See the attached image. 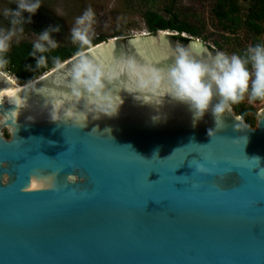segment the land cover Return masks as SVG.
I'll return each mask as SVG.
<instances>
[{
  "label": "water",
  "instance_id": "95a60500",
  "mask_svg": "<svg viewBox=\"0 0 264 264\" xmlns=\"http://www.w3.org/2000/svg\"><path fill=\"white\" fill-rule=\"evenodd\" d=\"M190 44L215 53L160 31L85 52L164 69ZM15 84L0 74V264H264V108L254 127L233 109L194 122L185 105L160 106L162 93L138 100L117 82L118 114L96 119L56 68L1 95ZM33 177L53 187L26 191Z\"/></svg>",
  "mask_w": 264,
  "mask_h": 264
},
{
  "label": "clouds",
  "instance_id": "9594fccd",
  "mask_svg": "<svg viewBox=\"0 0 264 264\" xmlns=\"http://www.w3.org/2000/svg\"><path fill=\"white\" fill-rule=\"evenodd\" d=\"M14 2L15 8L5 6L0 9V15L8 22L7 25H0V69L11 63L9 54L13 45L21 42L25 25L33 23L32 17L42 7L41 0ZM96 23V13L90 7L76 17L70 29V40L77 46L78 54L70 66H66L60 57H51L58 76L65 81L71 94L84 101L85 113H91L96 119L118 114L123 101L120 97L117 101L114 92L117 82L125 85L121 91L134 95L138 100L145 94L162 93L160 106H163L165 98L185 105L194 122L202 120L208 112L216 120L222 119L231 112L233 105L245 101L264 102V43L249 45L242 54L223 51L212 54L196 44L178 46L164 69L144 63L136 55H121L106 63L85 52L95 38ZM60 31L59 25H49L39 34L34 33L30 55L36 60V69L48 67L49 56L46 54L59 47L53 33ZM26 68L34 70L31 65ZM22 99L21 95L12 98L10 103L18 108ZM64 118L81 124L79 121L84 117H76L69 110L64 112ZM59 119L60 116H53V120ZM256 160L259 161V158ZM51 179L33 177L26 191L53 187ZM67 179L73 183L77 181L74 175H69Z\"/></svg>",
  "mask_w": 264,
  "mask_h": 264
},
{
  "label": "rangeland",
  "instance_id": "374dc122",
  "mask_svg": "<svg viewBox=\"0 0 264 264\" xmlns=\"http://www.w3.org/2000/svg\"><path fill=\"white\" fill-rule=\"evenodd\" d=\"M41 3V9L32 17L33 23L25 25V31L21 41L32 42L35 39L34 33L39 34L44 30V26L47 28L49 25L53 26L42 13L43 10L45 14L52 15L60 21L61 31L59 33H53L54 38L61 45H70L72 44L70 40V29L74 25L76 17L80 16L89 7L95 11L97 19L95 25L96 35L93 41L98 37H103L106 41L111 39H124L136 35L151 36L152 33L147 31L144 24L143 14L147 10H153L165 16L163 10L170 4L173 10L181 16H185L190 24L202 33L199 39H193L211 46L215 53L217 51H223L232 54L236 53L239 48L252 45L253 36L247 35L243 28L236 29L234 34H230V39H225L227 33L218 25L217 19L211 11L215 5V0H173V2L172 0H153L148 3L141 0H41ZM235 5V15L240 17L242 20L241 23H243L248 13L255 9L256 1L235 0ZM5 6L16 7L14 0H0V9ZM25 16L27 17V13H25ZM7 23L3 16L0 15V25H7ZM166 32L169 35H176L170 31ZM180 36L188 37L185 34H180ZM202 37L206 38L204 39L205 42L202 41ZM254 38L260 39L261 42L264 41V30ZM212 41H218L220 47H213ZM256 41L253 42L256 44ZM5 74L18 84L10 72L6 71ZM263 106L264 102L261 101L254 103L245 101L239 105H233L232 109L234 107L242 109L247 118L252 121V125L249 126L254 127L255 116L253 115L254 111L252 108L256 109L257 112ZM233 112L235 114L234 110Z\"/></svg>",
  "mask_w": 264,
  "mask_h": 264
},
{
  "label": "trees",
  "instance_id": "16d2710c",
  "mask_svg": "<svg viewBox=\"0 0 264 264\" xmlns=\"http://www.w3.org/2000/svg\"><path fill=\"white\" fill-rule=\"evenodd\" d=\"M141 1L148 3L153 0ZM255 1V9L251 10L248 15L244 18L243 23H241L242 20L240 19V17H237L235 15V0H215V5L212 7L211 11L213 13V16H215V18L217 19L218 25L226 31L227 37H225V39H230V34H234V31L236 29L243 28L246 31L247 35L253 36L252 45L255 44V42L253 41L256 40L257 43H264V41L261 42L260 39L254 38L260 35V33L264 30V0ZM163 11L166 17L160 14L158 11L153 10H147L143 14V21L149 33H153L155 31H170L176 34L173 35L174 37H181L180 34H185L188 37L184 38L191 39H199V37L202 36V33L199 31V29L193 27L185 16H181L178 12L173 10L172 5L169 4V6H166ZM44 12L45 11L42 10V13L45 15L48 22H50L54 27L57 25L60 26L59 19H56L52 15L45 14ZM46 28V26L43 27L44 30ZM204 39L206 38L202 37V41L205 42ZM103 41H105L103 37H98L92 42V45L90 47ZM212 46L215 48H219L220 44L218 41H212ZM246 48L247 47L239 48L236 53L242 54L246 50ZM212 50L213 52H215L214 49ZM31 52L32 42L21 41L19 44H14L12 51L9 54V59L11 63L6 68L0 69V71L3 73H5L6 71L10 72L19 85H25L38 78L42 74L55 68L52 63L51 57H60V59L64 62L67 59L77 55L78 49L77 46L73 44H59V47L57 49L53 50L49 54H46L49 56L48 67L40 69L35 68L36 60L31 57ZM28 65H31L34 70H27L26 66ZM233 110L235 111V115L241 117L242 121H244L248 125H252L251 119L247 118L245 112L242 109L234 107ZM252 110L254 111L253 115L255 116L256 109L252 108Z\"/></svg>",
  "mask_w": 264,
  "mask_h": 264
},
{
  "label": "bare ground",
  "instance_id": "6f19581e",
  "mask_svg": "<svg viewBox=\"0 0 264 264\" xmlns=\"http://www.w3.org/2000/svg\"><path fill=\"white\" fill-rule=\"evenodd\" d=\"M160 33H161V34H168V32H166V31H160ZM0 74L6 76V74H4V73L1 72V71H0ZM6 77H8V76H6ZM8 79H10V78L8 77ZM20 88H22V85L15 84L14 87H10V88L4 89V90L1 92V95H6V96L9 97V96H11L14 92H16L17 90H19Z\"/></svg>",
  "mask_w": 264,
  "mask_h": 264
},
{
  "label": "built area",
  "instance_id": "2783aa9c",
  "mask_svg": "<svg viewBox=\"0 0 264 264\" xmlns=\"http://www.w3.org/2000/svg\"><path fill=\"white\" fill-rule=\"evenodd\" d=\"M263 108H264V106H263ZM263 108H262V109H263Z\"/></svg>",
  "mask_w": 264,
  "mask_h": 264
}]
</instances>
